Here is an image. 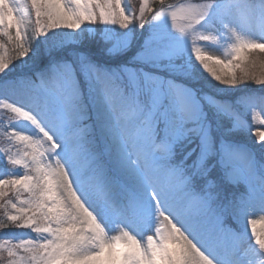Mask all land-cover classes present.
<instances>
[{
  "label": "snow or ice",
  "instance_id": "snow-or-ice-1",
  "mask_svg": "<svg viewBox=\"0 0 264 264\" xmlns=\"http://www.w3.org/2000/svg\"><path fill=\"white\" fill-rule=\"evenodd\" d=\"M29 3L34 26L0 0V165L23 169L0 178V264H264V119H241L264 112V0ZM213 33L231 59L197 46Z\"/></svg>",
  "mask_w": 264,
  "mask_h": 264
},
{
  "label": "rangeland",
  "instance_id": "rangeland-1",
  "mask_svg": "<svg viewBox=\"0 0 264 264\" xmlns=\"http://www.w3.org/2000/svg\"><path fill=\"white\" fill-rule=\"evenodd\" d=\"M15 2L17 3V5L21 8V14H27L30 13V15H28V22L34 26L35 23V17H34V13H31V8H30V3L29 0H15ZM166 2L168 3H176L178 2V0H166ZM185 2H192V0H185ZM122 4H127L130 7H133L136 10L137 15L139 14V6L141 3V0H121ZM147 5L148 7L152 8V9H157L159 7V0H147ZM146 18L151 19L152 15L149 13H145ZM99 23V22H97ZM168 27L169 29L178 34V35H182V33L179 32V27L181 26L182 22H177V25L173 26L171 19L169 18L168 21ZM85 26L86 28L91 32V33H95L96 31V26L95 25H91L88 24L87 22H85ZM101 27H103L101 25ZM262 27H264V24H262V22L259 20V18H257L254 23H253V28H252V33L256 36H259L262 34L261 30ZM23 28V26H22ZM118 28V26H117ZM31 31V28H23L22 31V35H27L28 32ZM13 35H15V32H13ZM213 35H216V39L213 41H207V42H203L200 41L198 42L197 46L201 47L202 52H204L205 54L211 55L213 57L216 58H220V59H224V60H228L231 59L232 56V51H231V44L235 42V37L232 38H228L226 36H221L218 35L216 33H213ZM241 35H243V33H241ZM61 37L58 35H53L50 38V42L54 43L57 40H59ZM4 40V41H3ZM7 41V37L4 36H0V43H4ZM189 42L191 43V38H189ZM210 63V67H213V65ZM198 67V65H197ZM244 67L245 70L249 73V75L251 76H255L258 79L264 80V53H259V52H255V53H251L249 54V56L247 57V59L244 61ZM218 70V69H217ZM235 71L239 74V69H235ZM209 74L205 73L202 74L201 78L199 79L198 83L204 86V90L208 91V92H215L217 91L216 86L213 83H207V77ZM210 78V76H209ZM215 82V81H213ZM223 87V86H222ZM261 85L257 84L255 81H251V80H244L241 81L240 83L237 84V86L234 89H230L229 90V94L232 96H236V95H241L244 91L248 90V89H260ZM243 90V92L241 93V91ZM255 94H259L258 92ZM4 118V112L2 109H0V120H3ZM241 119L242 121L246 122L247 124H251V126L253 128H259L261 127L260 125V120L264 119V112H262L260 106L254 107V108H245V109H241ZM3 125H0V128H2ZM5 146L3 141L0 140V147ZM4 169L0 170V178H11V174L12 172H17L22 174L23 169L17 167L15 169H11V168H7V166H4ZM23 197H21L22 199ZM254 214L252 217V219H257V220H262L264 218V211H261V207L260 205L257 203L256 205H254ZM256 228L258 230V232L264 233V230L262 228V225L260 223H257ZM242 229L245 233V244H252L253 247L255 248L256 246L254 245V240L251 238V228L250 226H248L247 224V219H245L243 225H242ZM24 238H30L27 235V230L24 231L23 233ZM0 239H2V237H0ZM4 255L6 256V253H4Z\"/></svg>",
  "mask_w": 264,
  "mask_h": 264
},
{
  "label": "trees",
  "instance_id": "trees-1",
  "mask_svg": "<svg viewBox=\"0 0 264 264\" xmlns=\"http://www.w3.org/2000/svg\"><path fill=\"white\" fill-rule=\"evenodd\" d=\"M4 41V40H3ZM243 92V90L241 91V93ZM4 169V167L2 165H0V170ZM3 238V237H2Z\"/></svg>",
  "mask_w": 264,
  "mask_h": 264
},
{
  "label": "bare ground",
  "instance_id": "bare-ground-1",
  "mask_svg": "<svg viewBox=\"0 0 264 264\" xmlns=\"http://www.w3.org/2000/svg\"><path fill=\"white\" fill-rule=\"evenodd\" d=\"M122 1H123V0H122ZM262 220H264V218H263ZM262 228H263V230H264V225H262Z\"/></svg>",
  "mask_w": 264,
  "mask_h": 264
}]
</instances>
